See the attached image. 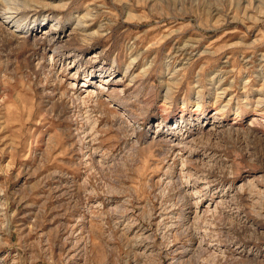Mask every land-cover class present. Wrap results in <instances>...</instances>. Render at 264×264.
Returning <instances> with one entry per match:
<instances>
[{
    "label": "rangeland",
    "instance_id": "rangeland-1",
    "mask_svg": "<svg viewBox=\"0 0 264 264\" xmlns=\"http://www.w3.org/2000/svg\"><path fill=\"white\" fill-rule=\"evenodd\" d=\"M262 130L264 0H0V264H264Z\"/></svg>",
    "mask_w": 264,
    "mask_h": 264
},
{
    "label": "bare ground",
    "instance_id": "bare-ground-1",
    "mask_svg": "<svg viewBox=\"0 0 264 264\" xmlns=\"http://www.w3.org/2000/svg\"><path fill=\"white\" fill-rule=\"evenodd\" d=\"M13 13L15 14L16 12H13ZM13 13L12 12H7V13H5L6 14L5 15L6 18H4V17L3 18L5 20H9L8 22L11 23V22H13L15 20V16L13 15ZM15 23L17 24V22H15ZM18 27H20V25ZM17 31L18 32H24L25 31L24 33H26L28 35L31 34L32 36H34V39H33L34 43H45L47 49H51L52 46L63 43V41L60 39V37L54 36L53 29H50V31L42 32V33H44V34H42V37L35 36L36 35L35 32L37 30H36V27H33V26L32 27L25 26L24 28L21 26L20 28H18ZM43 36H45V37H43ZM98 89L101 91V89H103V87L99 86ZM253 121H254V123L257 122L256 120H253ZM257 134L262 140H264V130L258 132ZM173 142H174V140H173ZM179 144H180V142H179ZM218 205H220V204H218Z\"/></svg>",
    "mask_w": 264,
    "mask_h": 264
}]
</instances>
